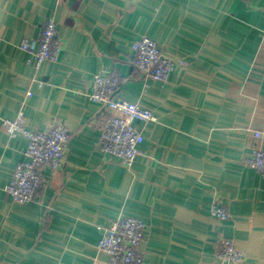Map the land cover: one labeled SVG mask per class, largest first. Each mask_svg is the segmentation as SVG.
Returning a JSON list of instances; mask_svg holds the SVG:
<instances>
[{
	"label": "crops",
	"instance_id": "crops-1",
	"mask_svg": "<svg viewBox=\"0 0 264 264\" xmlns=\"http://www.w3.org/2000/svg\"><path fill=\"white\" fill-rule=\"evenodd\" d=\"M49 18L62 52L35 69L19 46ZM141 37L176 63L166 83L134 67ZM98 73L121 79L115 100L156 117L135 124L144 141L131 168L98 146L104 107L87 97ZM21 107L29 130L71 133L63 167L44 170L27 204L5 192L27 140L1 121ZM253 149L264 150V0H0V264H105L98 228L122 216L146 224L145 264H234L216 255L222 239L239 264H264V174L245 164ZM215 203L227 220L211 216Z\"/></svg>",
	"mask_w": 264,
	"mask_h": 264
},
{
	"label": "built area",
	"instance_id": "built-area-1",
	"mask_svg": "<svg viewBox=\"0 0 264 264\" xmlns=\"http://www.w3.org/2000/svg\"><path fill=\"white\" fill-rule=\"evenodd\" d=\"M27 55V62L38 69L46 61H57L62 52L63 42L58 35L56 22L49 18L44 22L40 34L33 39H23L19 46ZM134 53L133 65L140 75L157 83H166L176 63L165 57L158 44L148 37L131 43ZM179 64H185L180 61ZM121 79L114 73L95 74L87 97L90 101L104 107V120L101 126L99 148L105 155L120 160L122 165L131 168L137 156L142 154L143 135L135 128L136 123L156 121L153 113L135 103L115 100L112 96ZM41 86L42 82H38ZM32 93L27 91L26 97ZM5 133L14 138L22 136L27 140L25 160L18 162L5 192L14 202L27 204L34 202L38 192L45 184L44 170H60L65 162V147L70 131L61 123L42 130L31 131L25 123L23 107L14 119H2ZM259 134H256L258 137ZM246 166L264 174V150L253 149L245 159ZM211 216L227 220L229 215L220 204H213ZM102 236L97 243L99 251L108 256L105 264H145L141 250L146 224L132 216H122L105 227H99ZM217 257L239 264L243 254L234 241L222 239L218 242Z\"/></svg>",
	"mask_w": 264,
	"mask_h": 264
}]
</instances>
